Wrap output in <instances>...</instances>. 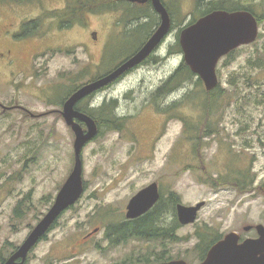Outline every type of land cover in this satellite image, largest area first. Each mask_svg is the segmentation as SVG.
Here are the masks:
<instances>
[{
  "label": "rangeland",
  "instance_id": "rangeland-1",
  "mask_svg": "<svg viewBox=\"0 0 264 264\" xmlns=\"http://www.w3.org/2000/svg\"><path fill=\"white\" fill-rule=\"evenodd\" d=\"M76 1L0 0V52L9 48L15 58L7 64L0 55V259L25 240L73 168L74 133L59 112L62 101L134 54L160 23L153 4L96 0L98 11L85 2L78 20L60 28L55 13ZM164 1L170 29L150 61L76 103L94 109L100 121L81 152L84 191L29 251L26 264L62 262L57 259L87 232L91 244L74 261L99 264L95 243L109 247L104 233L115 226L122 234L135 231H121L136 224L126 218V205L152 182L163 212L150 224L152 235H133L108 255L111 260L143 258L152 250L192 264L198 235L204 241L209 231H233L244 238L264 225V67L251 65L264 60V0L236 2L252 9L258 35L218 61L214 103L196 74L170 78L185 63L180 30L216 0ZM170 194L178 202L170 203ZM199 202L196 220L177 232L189 238L186 244L151 241L157 231L172 230L178 203Z\"/></svg>",
  "mask_w": 264,
  "mask_h": 264
},
{
  "label": "water",
  "instance_id": "water-1",
  "mask_svg": "<svg viewBox=\"0 0 264 264\" xmlns=\"http://www.w3.org/2000/svg\"><path fill=\"white\" fill-rule=\"evenodd\" d=\"M151 1L160 16V23L145 43L112 71L83 84L64 101L61 114L74 133L73 168L49 209L3 264H24L32 247L46 234L62 212L73 205L84 191L81 152L83 146L96 136L98 127L91 116L76 109L75 105L79 100L110 84L127 70L140 64L164 40L170 29V16L161 0ZM257 35L258 23L253 13L247 10L217 9L183 27L180 30L178 41L186 65L203 81L205 89L209 91L218 84L216 66L220 58L241 45L253 42ZM80 122L86 126V129ZM159 197L157 182H152L140 189L128 200L126 218L133 219L145 214L154 206ZM203 205L204 202L191 206L178 203L176 205L178 221L181 224L194 222ZM256 229L259 234L258 238L246 239L241 244L236 243L235 233L227 234L223 240L209 250L206 259L199 264H264V225L258 224ZM158 264L187 263L184 260H172Z\"/></svg>",
  "mask_w": 264,
  "mask_h": 264
},
{
  "label": "flooded vegetation",
  "instance_id": "flooded-vegetation-1",
  "mask_svg": "<svg viewBox=\"0 0 264 264\" xmlns=\"http://www.w3.org/2000/svg\"><path fill=\"white\" fill-rule=\"evenodd\" d=\"M161 1L164 4V6L166 7V9L168 10V7H167L166 2L164 0H161ZM131 2L133 3V5H137V6H144V5L152 6L151 0H131ZM93 33H94V37H96L97 32L96 31H93ZM160 45L154 50V53L157 51V49L160 47ZM154 53L151 54V55H149L140 64L134 66L131 70H133L135 68H138V67H140V66L148 63L150 61L151 56H153ZM0 55L2 57H5L6 59H8L7 64H12L13 61H14V59H15L14 58V55H12V53H11V49H9V48L5 49L3 52H0ZM106 87L107 86H105L104 88H106ZM104 88H102V89H104ZM92 95H90L89 97H85L84 99L81 100V102L82 101H84V102L85 101H88V98H90ZM63 103L64 102L62 101V103H61V109L59 110V112H61V110H62ZM77 106H78V104H76L75 108L78 109L79 111H82ZM5 108L6 109H11V108H13V106H5ZM82 112H84V111H82ZM76 121H78V120H76ZM15 211H17V210H15ZM42 216H40V217L42 218ZM149 216L150 215L144 214V215H141V216H139L137 218H133V219H129V220L130 221H136L138 219H144V218L149 217ZM40 217H38L39 219L37 220V222L41 219ZM160 217L162 218V215ZM58 219L55 220V222L51 225V227L48 229V231L46 232V234H44L39 241H42L43 239H46L47 238V234L57 226ZM173 220H174V223L175 224H174L172 230H159L157 232L154 231V233L156 232L155 237H158V239H153L151 241H158L156 244L157 245H160V246L164 245L165 241H167L168 239H171L170 241H168V243H172V244H175V245L176 244H179V243L186 244L187 243V240L189 238L185 237L183 239V238H179L178 235H177L178 229L182 228L185 225L181 224L178 221L177 214L176 215H173ZM166 222L167 221H163V223H166ZM130 224H131V222L128 225H130ZM33 227H31L30 231L32 230ZM244 229L245 230H249V229L252 230L251 227L249 229H246V227H244ZM30 231H29V233H30ZM209 232H210V235L204 241L202 239V235H198V241H197V243L199 245L198 246V255H197V259L192 264H199V263L203 262L206 259V256H207L209 250L215 244H217L218 242H220L221 240H223L225 238V236L227 234H229V233H235L237 235V240H236V243L237 244H241L246 239H255V238H258V236H259L258 230L256 229V226L254 227L253 233L252 234H249L248 236H246L244 238H242V236L238 232H233V231H230V232H228L226 234H218V235L212 234L211 231H209ZM250 233H251V231H250ZM91 234H92L91 232H87L86 235H83L81 237V240L80 241L77 240L73 245H71V250H69L67 253H65L64 255H62L60 258L57 259V260H61L62 259L63 261L60 262V263H57V264H80V263H78L77 261H74V260L77 259L78 256L81 254L82 249L89 248V245L91 244V236H90ZM104 235H105V240H107V242L109 243L110 246L109 247L106 246V248L103 249L101 246L98 245V242L95 243V248H97V253L99 255V259H101V262L99 264H137V263H142V264H158V263H164V262L172 261V260H184V261H186L185 259L180 258V257H175V258L174 257H171V258H168L167 254L164 253L165 251H162L161 253H153L152 250H149V252L147 253V255H143L142 256L143 258H141V255H137L134 258H132V255H130L128 258H125L123 261H121L120 259H113V260H111L108 257V255L109 254H112L113 252H115L116 249L122 244V242H125L128 239H136V238L135 237H132L133 235H131V231L126 232L123 235H121V233H119L118 231L106 230V233H104ZM150 235H152V234H148L146 236H150ZM39 241H38V243H39ZM38 243H36V245ZM83 245H85V246L83 247ZM17 248L18 247L14 248L11 251V253L6 258H1L0 259V264H3L4 261ZM32 249H33V247H32ZM29 253L27 255L26 261L28 259ZM26 261H25L24 264H26ZM187 264H189V263L187 262Z\"/></svg>",
  "mask_w": 264,
  "mask_h": 264
},
{
  "label": "trees",
  "instance_id": "trees-1",
  "mask_svg": "<svg viewBox=\"0 0 264 264\" xmlns=\"http://www.w3.org/2000/svg\"><path fill=\"white\" fill-rule=\"evenodd\" d=\"M85 2L87 3L88 7L89 6L91 7L90 9L92 11H98L99 10V8H98V6L96 4V0H84V2H82V0H77L75 3H73V5L67 6L63 13H55L60 18V20L58 22L60 28H63V27L68 28L75 21L78 20L77 15L78 14H82V12L85 10ZM236 2H237V0H232V2H230V3L225 1V0L213 1V2H211L210 7L207 8L205 11H203L201 14L203 15L205 13H208L210 11L217 10V9H219V10L220 9L221 10H228V11L248 10V11L252 12V9H250L249 7H244V6L240 5V3L236 4ZM256 19H257V17H256ZM37 22L38 21H32L30 23H33L34 25H36ZM236 51L237 50H232L231 52L228 53L227 56L228 57H232L236 53ZM251 65H252L253 69L262 68V67H264V60L262 61L261 59H257L256 63H251ZM191 74H195V73H193L190 70V68L185 63H182L180 65V67L176 70V72L171 76L170 81L171 80H175L179 76L181 78H186L188 75H191ZM203 86H204V84H203ZM216 88H214V89H216ZM214 89H212V90L214 91ZM212 90L208 91V93H209L208 95L211 97V99L214 100L216 98V96L213 94L214 92ZM202 100H203V97H202L201 101ZM204 102H205V100L202 102L203 109L206 108V106H205L206 102L205 103ZM211 102H212V100H211ZM214 102H215V100L212 103H214ZM105 107L107 108V104L105 105ZM209 109H210V111H212V107L211 106L209 107ZM82 111H84L88 115H90L95 120L97 126L99 127V123H100L99 118L98 117H94L93 114L91 113V112L95 111L94 109H91V108L90 109H83ZM99 112H101V110ZM115 120H117V119H115ZM115 120H109V121L107 120L106 122L108 123V125H111V124L115 123L114 122ZM208 122L212 123V121H209V120H208ZM243 184L246 185L247 183L243 182ZM169 197H170V199H169L170 203L174 204V203L178 202L177 201V199H178L177 196H174L173 194H170ZM160 206H161V198L154 205V207L146 213L147 215H150L149 217H146L144 219H138V220L135 221L136 222L135 226H133L132 228L122 227L121 231L122 232H126L128 230H135V231L131 232V235H143V234H147L148 235V234H150L147 231L148 230H154L153 229L154 227H151L150 224H153L154 221L158 220V219H155V216L157 214L159 215L160 213H163L162 210H159ZM112 229L115 230V231H118L116 226L113 227ZM121 235H123V234L121 233Z\"/></svg>",
  "mask_w": 264,
  "mask_h": 264
}]
</instances>
